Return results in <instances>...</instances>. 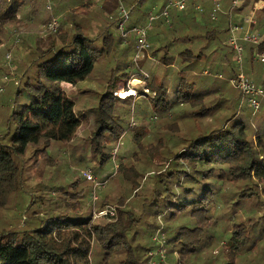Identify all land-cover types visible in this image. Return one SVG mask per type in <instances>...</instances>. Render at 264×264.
Segmentation results:
<instances>
[{
    "label": "trees",
    "instance_id": "1",
    "mask_svg": "<svg viewBox=\"0 0 264 264\" xmlns=\"http://www.w3.org/2000/svg\"><path fill=\"white\" fill-rule=\"evenodd\" d=\"M124 2L133 15L145 0ZM46 3L0 0V45L9 29H13L14 38L34 21L43 27L40 33L26 37V46L21 48L27 53L26 60L17 75L18 84H10L11 104L0 126V264H185L207 244V232L219 218L237 215L239 207L250 209L252 215L241 218L232 228L226 226L231 234L222 245V262L245 264L250 259L253 264H264V249L261 259L252 252L258 239L264 244V119L262 124L247 120L264 112L238 113L243 107L242 96L229 81L236 69L227 35L232 23H243L244 17L239 20L233 16L240 14L242 7L212 20L215 26H203L204 32L191 31L189 40L203 41L175 56L169 55L172 43L179 38L174 25L185 18L183 11L191 8L170 11L173 22L161 17L149 26L151 58L135 62L133 34L121 37L115 19H110L116 16L117 0H50V9ZM192 9L196 15L206 11L203 6ZM206 12L210 17L212 11ZM53 17L59 18V25L55 32H49L46 27ZM131 22V27L146 25L138 15H133ZM212 44L223 51L215 60L204 52ZM245 47L248 58L244 63L251 65L255 46ZM105 60L110 62L109 85L91 112L88 134L82 138L86 154L78 163L97 172L109 162L114 167V157L118 167L115 175L107 174V185L116 178L115 183L124 190L114 197L111 189H102L99 197L95 192L97 200L93 201L89 182L69 174L71 170L61 173L58 156L49 149L55 143L74 145L77 130L89 121L86 114L77 112L75 100L62 85L75 86ZM201 60L207 61L204 69L209 74H203L204 69L200 74L214 79L209 85H198L192 74ZM176 63L182 68L178 67V82L171 89L167 72ZM29 68L33 72L29 73ZM223 74L224 81L237 91L234 99L225 98V82L216 84ZM133 79L140 80L131 84L136 90L133 96L120 98L117 90L108 89L120 83L127 90V82ZM138 97L144 98L153 112L174 120L163 123L157 137L145 122L136 126L132 117L129 121ZM17 98L22 101L17 103ZM185 105L193 110L190 116L219 111L221 119L205 135L189 137L186 145L168 147L160 137L166 131L180 134L178 122L186 113L174 109ZM231 107L232 115L227 117L224 108ZM198 125L194 129H200ZM129 131H133L132 142L138 152L118 157L117 141ZM193 174L196 185L191 187L188 179H194ZM212 177L214 180L206 181ZM145 186L150 189L148 194ZM215 186L224 189L221 199L215 196ZM107 206H114V216L95 217ZM231 217L236 221L237 217ZM160 228L166 238L167 257L153 263L149 251L155 244L151 237ZM207 237L211 242L212 237Z\"/></svg>",
    "mask_w": 264,
    "mask_h": 264
},
{
    "label": "rangeland",
    "instance_id": "2",
    "mask_svg": "<svg viewBox=\"0 0 264 264\" xmlns=\"http://www.w3.org/2000/svg\"><path fill=\"white\" fill-rule=\"evenodd\" d=\"M167 2L168 0H145V2L140 7H138V9H136V12H134L133 15L134 16L138 15L140 22L146 23L147 21L146 11L150 10L152 7H156L157 11H160L161 9H163L164 6H166ZM186 4L191 9L189 11L187 10L183 11L184 12L183 15L185 18H183L181 22H178L176 25H174L175 26L174 29L175 31H177L176 36L179 38L175 44L172 43V46L170 47L171 49H169L170 50L169 55H172V56H175L178 51L194 46L196 42L203 41L199 38L189 40L188 38L191 37L192 35L190 33L191 31H194V33L199 32V31L204 32L205 27L210 28V27L215 26L216 24L215 21H212L213 19L211 15L210 17H208V14L206 12L207 11L206 6L208 5L206 6L202 5L203 8L206 10L205 13L196 15L194 13V10L192 9L193 7L192 1L187 0ZM168 11L176 12L179 10L177 8L170 7ZM133 15L130 14V18L128 21L129 23H127L128 28L131 27L132 25L131 23H133L131 22ZM170 21H171V15H170ZM34 23L36 22L34 21L30 23L31 27H26V25L25 27L23 26L24 28L22 30H19L20 32L18 31V34H16L14 38H13L14 35L12 36L11 34V31L13 29H9V31H7L3 37V44L0 45V49L6 47L5 51L0 53V56H1L0 57V64H1L0 65V87L3 90V92L0 91V126L3 124L8 114V109L10 108V104H11L10 96L8 94L9 90L12 87V85L10 84L11 82L18 84L19 80H18L17 75L19 74V71H21V67H23V64H24L23 61L26 60L25 54L27 55V53L22 50L26 46V40L28 39L26 37L34 33L36 34L40 33L41 30L43 29L41 22L37 21V24H34ZM27 26H29V24ZM197 27H200V28H197ZM212 48H214L213 44L212 46H210V48H207L206 50H204V52L208 54L210 50L212 51ZM212 53H214V51H212L211 54ZM7 56H9V59ZM215 57H216V54L214 53V55L212 56V58H210V60L212 59L214 60ZM104 62L105 63L103 62L97 63L91 75L85 80L77 83L75 86L66 85V84L62 85V88H64L63 89L64 92L70 95L75 100V107H76L77 112L79 114L80 113L86 114L89 121L87 123H84V125L80 126L79 129L77 130L76 139L72 143L74 145L60 146V145H57L59 143H55L56 145L52 147V150L49 149V152L53 154L54 156H58V159L60 161L59 167H60L61 173L65 171L66 173L64 174H67L69 170H71L69 174L75 173L77 176H82L83 178H85L84 171L91 170L92 173L96 176L97 180L106 181L103 187L94 191L93 183H91V181L85 178L89 182V184L92 186L93 195H95V192H96L97 196L99 197L102 194V191H101L102 189H106V190L111 189L109 190L110 193H112V196L116 197V195H119L124 189L122 185L120 184L117 186V184L115 183V180H117L116 178L111 179L110 183L107 185V179H108L106 178L107 174H109V177L115 175L114 174L115 167H112L111 162H109V164H107L103 170L101 171L98 170L97 172L94 169H92L90 165L83 167L78 163V159L81 156H84L86 154L85 146L83 144L85 141L83 142L82 138L86 137V134H88L87 133L88 127L86 126L91 124V112L95 109V107L98 104L99 95L102 94L103 91H105L107 86L109 85L108 78H109V71H110V62L106 60ZM206 62L207 61L201 60L200 63H197L195 68H193L195 69L194 70L195 72L193 73L191 72L192 74H195V77L197 80L196 83L198 85L200 84L209 85L211 84L210 82L214 80L212 78H209V77H206L200 74L201 71L204 69V67H206ZM148 65H151V63ZM148 65L143 64V67L145 68ZM155 66L156 65L152 64V67L156 68ZM178 67L182 68V66L179 63H176L174 67L169 69L167 72V79L169 80L170 86L173 84L171 89L178 82L177 72H176L178 70ZM28 72L29 73L33 72L32 68H29ZM225 77L226 76H224L223 74V77H222L223 79H217L218 81L216 82V84L217 85H220L221 83L224 84ZM225 84L227 86V89L225 90V94H226L225 98L234 99L237 91L233 90L232 85H230L229 82H225ZM127 85H130V84L127 83ZM108 89L117 90L118 92H122V93L124 92L122 88V84L120 83H118L117 85L113 87H109ZM129 89L131 91L136 92V90L133 87ZM211 95L218 97L217 93H212ZM16 101L17 103H19L22 100L21 98H17ZM131 108L132 110L130 112L129 121L132 117L133 120L136 122V126L145 122V124H148L149 126H151L152 134H154V136L156 137L162 132L161 125L163 123L168 122V121L169 122L174 121L172 119L170 120L167 119L161 113L153 112L151 107L149 106V103L146 100H144V98H141V97H138L136 99L134 105ZM188 108H189L188 105L175 107L174 109L175 112L177 113L185 112L186 114L183 115L180 118V122H178V124L180 123V130H178L177 132H179L180 134L176 135V133L174 132L166 131L160 137L164 139L165 142L167 141L168 147H173L175 145L177 146V145H182V144L186 145L189 137L197 138L198 136L205 135L204 132L208 130V128L216 127L218 125L217 121L221 119L220 114H218L219 111L215 112L213 115L201 114V111H200L198 115L191 114L190 116L188 113L189 111L193 112V110L191 108L189 109ZM232 109H233L232 107L224 108V111L227 117H230L232 115V111H233ZM237 110H238V113L242 112L241 114H246L249 111L251 112V110L246 106V104H244L241 109H237ZM262 116H264L263 113H260L258 114L257 117L256 115L250 116L247 120L250 122H255V123L260 122V124H262L261 118L258 119V117H262ZM210 117H213L214 120H211ZM150 118H154V119L150 120ZM197 124H199L198 127L200 129L195 128L196 129L195 130L194 126H196ZM132 135H133V131H129L126 133V135H124L120 143L119 141H117L119 143L118 157H121V156L125 157L129 154L131 155L134 151L138 152L137 146L133 144L132 142ZM148 140H149V136L145 139V141H148ZM116 163H117V160H116ZM193 178L194 179H191V180L188 179V182H191L190 183L191 187L193 185H196L195 182H193L196 178L194 174H193ZM212 179L213 177L207 178L206 181L210 182V180ZM215 183L216 181L214 182V184ZM143 188H144V193L148 194L150 190L148 186H145ZM223 190L224 189H222L221 186H215V191L217 192L215 195L216 198H219V199L222 198V196L224 195ZM201 193H202L201 190H199V195ZM87 195H89V200L86 199V201L90 202L91 189L89 190V193ZM198 197L199 196L197 195L196 198ZM217 207L219 210L222 208L220 205L219 206L217 205ZM223 212L224 210L221 209L220 214H223ZM246 215L248 216L252 215V212L250 211V209L247 211L246 208L239 207L237 215H234V214L232 215L230 214L229 216L227 215L229 219L223 218V216L222 218H219L216 225L210 228L209 231L207 232L208 233L207 236L212 237L211 242H208L207 240L208 237L206 236L205 240L207 244L204 243L202 245L203 246L202 249L198 251V253L191 255L190 260L186 262L185 264H223L222 262L223 261L222 260L223 246L222 245L226 242V240L230 238V234H231L229 230L226 228V226L229 225L232 228L235 222L236 224H238L240 219L245 218ZM230 216L237 217L236 221H234L232 217L230 218ZM261 222L264 223V218L263 220H261ZM258 237H259V234L255 233V238H258ZM257 242H258V244L256 245L257 248H254L252 252H255L256 254H258L259 259H261L262 254H263L262 250L264 249V244L262 245V242L259 241V239L257 240ZM253 256L256 258L255 254H253ZM165 257H167V254L165 255ZM153 260L156 261L158 259L155 256L153 257ZM256 260L258 261L257 258ZM245 264H253V261L249 259Z\"/></svg>",
    "mask_w": 264,
    "mask_h": 264
},
{
    "label": "built area",
    "instance_id": "3",
    "mask_svg": "<svg viewBox=\"0 0 264 264\" xmlns=\"http://www.w3.org/2000/svg\"><path fill=\"white\" fill-rule=\"evenodd\" d=\"M92 2H101L103 0H91ZM187 0H168L166 6L161 9L160 11H157L156 7H152L151 10L148 13L146 25L144 26H132L128 28L127 23L130 18L129 11L125 5L124 0H117V4L115 7L114 14L116 16H110V19H115L117 23V28L120 33V36L123 38H127L129 34H133L135 39V53L133 60L135 62H141L145 59H150L149 56V48H150V42L148 39V29L149 26L157 19L163 17L167 21V23H170V15L168 9L170 7L177 8L178 10H184L187 6L186 4ZM244 0H231L230 3V10L239 7ZM50 0H47L46 8L50 9ZM255 8L250 11L245 17H244V23L246 25V28L243 31V35L238 37L236 35L237 30H241L242 27L238 25L231 24L230 25V35L227 39V43L234 51V63L237 68L236 74L229 79L230 83L239 90L241 94V104H246V106L251 110L252 114L255 115L260 112H264V87L261 85L255 84L252 80H250L242 71V65H243V52H244V46L239 41L247 42L255 46V50L253 51V58L257 62L264 63V49H260V46H264V39L259 36L258 34L252 32L251 25L254 23V15ZM221 5L217 0H213V9L211 12V17L213 20L216 19V14L220 11ZM160 12V13H159ZM114 17V18H113ZM59 25V18L53 17L52 20L47 24V30L49 32H55L57 30V27ZM9 59V56H7ZM203 73L209 74L207 70L203 71ZM219 77H222L221 75H218ZM136 81V82H135ZM140 80L133 79L131 82L128 81L130 85L133 83H139ZM17 83V81H16ZM128 85L127 90L123 89L122 92H118V96L123 98L126 95H135V91H131L129 88L132 86ZM0 91H2V88L0 87ZM121 140H119L120 143ZM117 144V147L119 145ZM117 147L115 149V152L117 150ZM113 163L115 167V173L117 169V163L113 157ZM114 173V174H115ZM84 176L87 180L91 181L93 183L94 191L96 189H99L103 187L106 183V181L97 180L96 176L92 173L91 170L84 171ZM97 200L96 195H93V201ZM115 208L114 206H107L103 211L99 212L95 217L102 216V215H110L114 216ZM151 241L155 244V249L149 251V255L151 257V260L153 263H160L164 262L166 257V238L163 234V232L160 229H156L155 233H153L151 237ZM157 257L158 260L154 261L153 257ZM158 261V262H157Z\"/></svg>",
    "mask_w": 264,
    "mask_h": 264
},
{
    "label": "crops",
    "instance_id": "4",
    "mask_svg": "<svg viewBox=\"0 0 264 264\" xmlns=\"http://www.w3.org/2000/svg\"><path fill=\"white\" fill-rule=\"evenodd\" d=\"M193 3V7L196 10H200L202 5L206 6V10L209 9V11L213 9V0H190ZM220 5V11L216 14V19L218 20L219 18H222L223 16L227 15V13L230 11V2L231 0H217ZM201 4V5H200ZM254 6H256V10L255 15H254V23L251 25V30L252 32L258 34L259 36H261L264 39V0H244L243 3L240 5V7H242V11L240 14H233V16H237L239 20H242L243 17H245V15H247L250 10H252L253 8H255ZM254 10V9H253ZM211 15V13H210ZM239 15V16H238ZM235 16V17H236ZM173 22V20H171ZM171 22V23H172ZM234 25H238L240 27H242L241 30H237L236 31V35L238 37L243 35V31L246 28V25L243 21V23L241 25H239L240 23H232ZM230 35V31L229 34L227 35V39ZM243 46H244V52H243V65H242V71L243 73L250 79L252 80L255 84L257 85H261L264 87V63H260L257 62L256 60H254L253 58V54L251 55L252 60H254V63L249 65L244 63L245 60L248 58V52L246 50V45L250 44L247 42H242L241 40H239ZM212 46V45H210ZM210 46L208 48H210ZM214 48H212V51H214V53L216 54V57L214 58V60L218 57V55L223 52L220 51L216 48L215 44H213ZM211 50L208 52V54L210 55V58H212V56L214 55V53L211 54L212 52ZM253 53V52H252ZM234 57V55H233ZM232 57V60H233ZM234 62V60H233ZM235 65V63H234ZM235 69L237 71V68L235 66ZM207 69H204L203 71H205ZM204 74V73H203ZM264 115V114H263ZM264 119V116L261 117V119Z\"/></svg>",
    "mask_w": 264,
    "mask_h": 264
}]
</instances>
